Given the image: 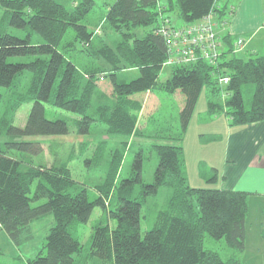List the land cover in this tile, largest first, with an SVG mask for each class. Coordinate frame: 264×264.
<instances>
[{
	"label": "trees",
	"instance_id": "obj_1",
	"mask_svg": "<svg viewBox=\"0 0 264 264\" xmlns=\"http://www.w3.org/2000/svg\"><path fill=\"white\" fill-rule=\"evenodd\" d=\"M92 6L93 0H77L72 10L58 0H0L3 22L27 30L25 37H20L0 27V102L3 91L26 72H30L31 100L24 125L13 124V111L19 106L15 103L10 114L1 119V133L19 138L66 134L65 119L46 117L47 103L77 115L72 122L78 133H88L92 124L99 122L109 132L131 135L136 130L135 113L142 110L143 104L130 95L156 85L184 95L179 113L185 129L203 86L210 84L214 91L221 90L219 79L223 76L229 77L223 85L227 93L224 107L208 100L209 108H226L231 125L264 120V55L249 53L245 58L236 54L233 48L240 38L237 35L217 36L220 47L214 61L199 58L166 64L170 51L164 30L201 23L207 16L218 28L224 20L217 23L215 16L225 14L226 5H217V0H113L106 5L103 20L121 37L113 45L100 43L98 47L93 45L97 32L89 31L82 22ZM165 12L174 13L183 24L172 23L163 15ZM137 28L142 30L140 35ZM33 33L42 39L41 43H31ZM77 44L78 51L101 59V64L79 71L66 55L76 50ZM15 56L32 58L8 61ZM164 65L171 67L170 74L159 81ZM130 68L137 69V76L119 80V72ZM99 75L109 80L111 100L97 104L88 113ZM248 83L253 86L246 108L242 86ZM154 147L158 163L153 181L142 184L141 199L132 196L133 184L141 181V156H135L130 175L116 182L123 157L117 150L109 162L105 181L96 187L98 196L89 200L85 188L75 190L65 162L34 165L23 158L25 154H40L41 142L9 140L0 144V229L19 243L28 238L33 219L49 213L54 220L45 236V250L40 249L19 264H85L88 257H93L96 264H243L235 255L225 261L217 252L205 249L203 239L205 235L223 238L233 250H244L249 194L190 186L180 136ZM216 176L208 180L213 181ZM159 185L172 188L169 202L156 212L152 225L141 231V200L156 194ZM95 206L108 208V215L116 224L95 226L89 237L88 256H84L82 244L70 232L69 224L74 220L87 222Z\"/></svg>",
	"mask_w": 264,
	"mask_h": 264
},
{
	"label": "rangeland",
	"instance_id": "obj_2",
	"mask_svg": "<svg viewBox=\"0 0 264 264\" xmlns=\"http://www.w3.org/2000/svg\"><path fill=\"white\" fill-rule=\"evenodd\" d=\"M58 1L67 9L72 10L77 0ZM112 1L93 0L92 8L86 18L82 20L89 31L97 32L93 35V45L96 47L100 46V43L113 45L121 37L103 20L106 5ZM241 1L217 0V5H227V10L233 6L237 10ZM163 15L168 16L174 24H183V21L177 19L174 13L165 12ZM224 16H226V13L221 17ZM3 17L4 9L0 7V27H5V30L9 33L25 37L26 29L5 24ZM135 31L138 35L142 32L140 28L135 29ZM71 32V30L68 31V33ZM41 42L42 39L38 35L34 33L31 35V43ZM79 47L77 44L76 50H71L66 54L75 63L79 71L84 72L94 69L101 64V59L93 58L85 52L78 51ZM245 49L246 51L242 52V56L246 58L251 50L249 41L245 43ZM31 58V56H15L10 57L8 61H28ZM170 69L169 65H164L159 72L158 80L164 81L169 76ZM29 75L30 72L21 74L11 87L3 91L0 102V122L2 118L10 114L12 105L18 103V108L13 111V124L17 126L24 125L31 107L28 94ZM135 76H137L136 68H130L118 74L119 80L124 79L125 81ZM96 84L88 113H92L97 104L111 100L109 80L99 75ZM252 86V83L242 86L246 108L249 107V101H251L250 90ZM212 87L210 84L203 86L185 129L181 127L179 113L184 95L179 90L168 92L156 85L150 90L135 92L130 95L132 98L139 99L143 104L142 110L135 113L136 130L131 135L109 132L106 125L99 122H94L88 133H78L72 122V119L77 115L54 108L46 103L45 115L47 118H63L68 122V132L66 134L19 138L10 137L0 131V144L9 140H37L41 142L42 152L40 154L34 156L25 154L22 155L23 158L34 165L38 163L49 165L56 160L65 162L69 166L71 176L75 181V190L79 187L85 188L89 200H93L98 196L96 187L105 181L107 168L114 152L119 150L123 153L116 182L130 175L133 160L137 154H140L142 161L141 181L133 184L132 196L141 199L142 184L153 181L154 171L158 163L154 145L168 143L174 137L180 136L183 164L188 184L193 187L219 188V183L222 180L221 176L217 183L216 179L213 181L208 179L218 174L216 168L222 170V159L226 155L224 146L230 131L229 127L234 124L231 125V118L229 113L226 112V108V111L225 109L209 108L208 100L224 107L223 99L227 95L226 91L223 90L224 86H221L222 89L218 91H214ZM171 192L172 188L170 186L159 185L156 194L146 195L141 200V231L152 225L156 212L168 204ZM35 204L37 202H32V205ZM261 205V201H249V210L246 217L247 237L244 250L235 251L227 246L223 238L216 239L208 235H205L203 239V247L217 252L225 261L235 255L243 264H264V239L259 238L261 231L264 237V207H261ZM53 222V216L49 213L33 219L29 225L28 238L19 243H15L5 230L0 229V264L25 263L29 258L34 257L40 249H43L45 236ZM100 224H109L110 226L116 224L115 220L109 217L108 208L100 206L93 208L87 222L74 220L69 224L70 232L82 244L81 250L84 256H88L90 234L93 228ZM93 260V257H88L85 264H96Z\"/></svg>",
	"mask_w": 264,
	"mask_h": 264
},
{
	"label": "crops",
	"instance_id": "obj_3",
	"mask_svg": "<svg viewBox=\"0 0 264 264\" xmlns=\"http://www.w3.org/2000/svg\"><path fill=\"white\" fill-rule=\"evenodd\" d=\"M263 1L242 0L237 10L233 6L228 10L226 7V16H215L217 23L221 19L224 20L217 28L220 38L225 34L242 38L243 45L238 49L236 46L233 48L238 55L242 56V52L246 51L247 41L251 44L249 53L264 55ZM229 129L224 146L226 155L222 159V170L216 168V183L221 176L219 188L246 191L249 194L248 204L249 201L258 200L262 202L261 207H264V120L232 125ZM246 237L247 233L245 239ZM260 237L264 239L262 231Z\"/></svg>",
	"mask_w": 264,
	"mask_h": 264
},
{
	"label": "built area",
	"instance_id": "obj_4",
	"mask_svg": "<svg viewBox=\"0 0 264 264\" xmlns=\"http://www.w3.org/2000/svg\"><path fill=\"white\" fill-rule=\"evenodd\" d=\"M165 37L169 40V57L166 64L174 62L188 63L194 62L199 58L214 61L219 52V41L216 23L210 16L201 23H191L172 30H164ZM243 45L242 38L235 42L236 48ZM199 49V52H198ZM228 76L219 79L221 86L227 84Z\"/></svg>",
	"mask_w": 264,
	"mask_h": 264
}]
</instances>
